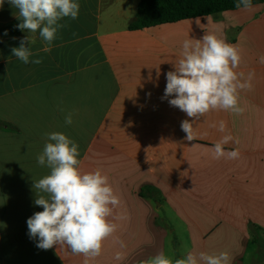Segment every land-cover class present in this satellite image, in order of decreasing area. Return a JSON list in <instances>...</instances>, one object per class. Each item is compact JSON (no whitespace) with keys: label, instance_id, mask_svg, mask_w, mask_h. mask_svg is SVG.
I'll return each mask as SVG.
<instances>
[{"label":"crops","instance_id":"crops-1","mask_svg":"<svg viewBox=\"0 0 264 264\" xmlns=\"http://www.w3.org/2000/svg\"><path fill=\"white\" fill-rule=\"evenodd\" d=\"M77 2L78 18L60 21L66 26L50 51L34 34L41 64L11 52L27 30L0 37V264H85L66 247L38 248L29 235L28 218L43 211L34 181L50 173L36 157L53 132L77 143L81 171L101 170L120 197L110 218L118 230L88 264H144L159 252L174 259L228 252L230 264H244L250 245L264 241V5L130 31L141 0H113L105 12L104 0ZM16 20L5 0L0 28ZM206 34L236 45V71L255 75L240 92L243 114L210 111L188 141L181 122L194 118L169 104L174 95L162 97L183 41ZM229 134L225 151L239 157L213 158Z\"/></svg>","mask_w":264,"mask_h":264},{"label":"clouds","instance_id":"clouds-1","mask_svg":"<svg viewBox=\"0 0 264 264\" xmlns=\"http://www.w3.org/2000/svg\"><path fill=\"white\" fill-rule=\"evenodd\" d=\"M4 2L0 0V7ZM9 3L18 10V19L21 20L16 27L29 32L20 40L19 47L11 49L12 54L24 64L43 62V57L32 51L37 31L46 42L43 50L48 52L58 31L66 26L60 21L64 18L75 20L80 11L77 0H9ZM235 7L250 11L253 9L252 0H238ZM34 56L36 58L32 59ZM241 58V50L236 45L216 34H206L200 40L188 38L183 41L182 56L175 70L166 74L162 99L174 95L169 104L186 113L187 117L194 118L191 122L188 119L181 122L188 141L194 140L195 121L210 111H230L236 115L245 111L240 105V92L251 90L255 74L250 72L244 79V73L236 71ZM260 63H264V56L260 57ZM72 116V113L66 115V125L72 124ZM218 130L226 131L225 121L219 122ZM47 136L51 142L45 144L36 159L40 166H47L50 173L34 181L33 187L37 190L34 204L42 206L43 211L28 218L29 235L39 238L36 246L40 249H51L54 245L66 247L71 254L86 257L85 264H88V259L98 257L103 242L118 230L119 225L110 218L121 203L120 197L101 170L81 171L77 143L60 132ZM232 140L229 134L216 142L212 149L213 158H238L239 150L225 151L224 146ZM119 243L124 247L122 241ZM115 258L122 259V254L117 252ZM230 260L228 252L211 255L189 252L179 259L159 252L144 264H230Z\"/></svg>","mask_w":264,"mask_h":264},{"label":"trees","instance_id":"trees-1","mask_svg":"<svg viewBox=\"0 0 264 264\" xmlns=\"http://www.w3.org/2000/svg\"><path fill=\"white\" fill-rule=\"evenodd\" d=\"M237 2L238 0H141L129 30L138 31L243 9L235 7ZM252 5H264V0H252ZM20 22L18 19L13 24L1 27L0 37L20 36L22 31L16 27Z\"/></svg>","mask_w":264,"mask_h":264},{"label":"rangeland","instance_id":"rangeland-1","mask_svg":"<svg viewBox=\"0 0 264 264\" xmlns=\"http://www.w3.org/2000/svg\"><path fill=\"white\" fill-rule=\"evenodd\" d=\"M113 0H104V12L112 5ZM264 239V238H263ZM244 264H264V241L250 245Z\"/></svg>","mask_w":264,"mask_h":264}]
</instances>
